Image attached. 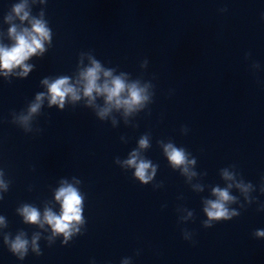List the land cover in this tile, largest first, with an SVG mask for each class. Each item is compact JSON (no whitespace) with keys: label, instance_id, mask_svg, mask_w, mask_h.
I'll list each match as a JSON object with an SVG mask.
<instances>
[{"label":"clouds","instance_id":"9594fccd","mask_svg":"<svg viewBox=\"0 0 264 264\" xmlns=\"http://www.w3.org/2000/svg\"><path fill=\"white\" fill-rule=\"evenodd\" d=\"M27 2L14 4L11 8V13L6 16V20L11 21L13 16L18 17L21 22L29 20V11L26 10ZM31 29L23 28L18 31L16 25H12L9 30V36L15 41L11 47L0 45V70L5 75L10 73L14 68L20 67L23 69L21 75H27L31 69L30 65L25 64L31 56L41 54L44 52V41L50 39L49 29L45 23L38 19L30 21ZM101 73L105 79L103 83H98L101 79ZM83 83V95L88 97L89 103L95 100V93L97 96H104L107 107L100 109L99 116L103 118L111 107L117 109L124 108L125 112L133 111L137 106L146 102L149 97L146 94V88H142L138 83L126 84L123 76H113L111 70H103L101 64L93 59L92 66L80 72V81ZM48 88V95L50 96V105L58 104L61 108L64 106L66 97H71L73 101L81 99L80 89L70 84L67 76L60 77L51 83L45 79L42 81ZM127 93L126 98L123 94ZM44 94L40 93L36 97V103L30 106V113H36L40 108V101ZM27 119V117L25 118ZM140 147L148 146L147 138H141L139 141ZM165 153L173 166L185 165L184 172H188L186 165L194 163L188 161L185 150L177 148L169 143L165 146ZM129 167L135 168V177L141 182L147 183L152 179L148 174V169L151 167L150 162L137 159V153L133 151L131 158L124 162ZM155 169L153 168V174ZM228 177V173H225ZM230 178V177H229ZM3 181H0V185ZM6 187V185H5ZM246 190V189H245ZM214 195L218 197L216 201H208V207L204 209L209 221L212 220H229L235 212H229L225 206L226 202L233 201V197L229 195L227 190L216 188L213 190ZM56 200L61 203V213L59 215L53 213L51 209H45L44 222L49 224L54 233H62L67 238L71 236L72 229L75 223L82 222L81 204L82 197L76 188L71 185L63 186L56 192ZM22 215L26 222L32 224H41V214L35 208L25 205L21 209ZM209 221H205L206 227H211ZM42 226V224H41ZM79 231V229H76ZM256 236H264V231H257ZM28 241L17 236L15 241L11 242V250L20 253L23 256L27 251ZM33 247L36 250L35 239L33 240Z\"/></svg>","mask_w":264,"mask_h":264}]
</instances>
